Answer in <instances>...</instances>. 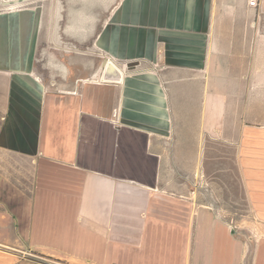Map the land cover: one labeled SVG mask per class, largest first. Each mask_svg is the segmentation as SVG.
I'll return each instance as SVG.
<instances>
[{"label":"crops","instance_id":"obj_1","mask_svg":"<svg viewBox=\"0 0 264 264\" xmlns=\"http://www.w3.org/2000/svg\"><path fill=\"white\" fill-rule=\"evenodd\" d=\"M249 1L0 0V264H264V0ZM94 50L121 75L93 72ZM226 139L240 197L198 179Z\"/></svg>","mask_w":264,"mask_h":264},{"label":"rangeland","instance_id":"obj_2","mask_svg":"<svg viewBox=\"0 0 264 264\" xmlns=\"http://www.w3.org/2000/svg\"><path fill=\"white\" fill-rule=\"evenodd\" d=\"M106 13H102V12H93L92 13V27H88L87 29V32L89 34V38H90V42H93L94 38H95V33L100 25V23L102 22V20L104 19V16H105ZM79 31V29H70V32H72V35L73 36H78V38L76 39V42H79L81 39V37H79V33L77 32ZM77 32V34H76ZM62 34H64L62 32ZM65 35H69V34H66ZM81 42V41H80ZM83 44V43H81ZM80 44V45H81ZM84 46V45H83ZM93 68H94V71L96 70V68L102 66L101 64L104 62V64L106 65L107 67V70L110 74H113V76H120L121 75V71L118 69V68H121V64H118L112 60H103L104 58L97 54V52H95V50L93 51ZM122 67L124 69H130V70H134L136 67H137V62H127V63H124L122 64ZM140 69H145V70H150V68H148V66H139ZM152 69L155 68V66H151ZM254 107H253V110H257V112H254V113H258L259 112L261 113V111H264V108H256L255 106L257 105V103L259 102H255L254 101ZM255 115V114H254ZM224 121V118H222V122ZM226 122V121H225ZM223 125V123H221ZM221 126V125H220ZM222 129H224L225 131V134H222L224 135L225 137H228V130L224 127H222ZM209 146H210V149H208L209 152H212V149L215 151V153H217V151H220V167L222 168V170L220 172H212L211 171H207V172H204V173H199V176H198V179H201V180H206V181H209L211 182L213 179L214 180H217L220 182L221 186L222 187H219L221 190H224L226 191V194H228L229 192V189H230V183H231V190L233 189L234 192H236L237 196L240 197L241 195H243L242 193V188H241V179H240V173L238 171H236V167H237V157L233 156L231 154V152H233V147L230 146L228 140H222L220 142H217L216 140L215 141H212L209 143ZM214 158V160H213ZM206 165H208V167H212L213 165V168L214 170H216L217 168V162H218V157L215 155L214 157H206ZM254 176L256 175H259L257 173H253ZM256 174V175H255ZM29 175H30V172L27 171V169H25V171L23 173H19V177H23L25 180H29ZM236 187V188H235ZM222 191V193L224 192ZM36 254V253H34ZM46 260H47V257H46ZM49 260V259H48ZM56 260V259H55ZM60 261V260H58Z\"/></svg>","mask_w":264,"mask_h":264},{"label":"built area","instance_id":"obj_3","mask_svg":"<svg viewBox=\"0 0 264 264\" xmlns=\"http://www.w3.org/2000/svg\"><path fill=\"white\" fill-rule=\"evenodd\" d=\"M256 3V0H250L249 4L254 5Z\"/></svg>","mask_w":264,"mask_h":264}]
</instances>
